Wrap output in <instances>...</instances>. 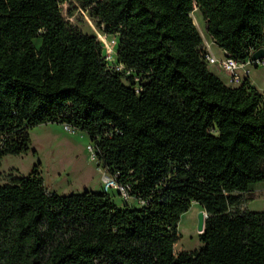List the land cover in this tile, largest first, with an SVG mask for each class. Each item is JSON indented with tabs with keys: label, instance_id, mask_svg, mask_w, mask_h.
Returning a JSON list of instances; mask_svg holds the SVG:
<instances>
[{
	"label": "trees",
	"instance_id": "1",
	"mask_svg": "<svg viewBox=\"0 0 264 264\" xmlns=\"http://www.w3.org/2000/svg\"><path fill=\"white\" fill-rule=\"evenodd\" d=\"M114 35L116 63L63 17L71 0H0V165L44 123L85 132L128 195L58 194L37 165L0 181V264H264V91L210 71L191 17L239 62L264 49V0H74ZM206 213L201 246L175 253L181 214Z\"/></svg>",
	"mask_w": 264,
	"mask_h": 264
},
{
	"label": "rangeland",
	"instance_id": "2",
	"mask_svg": "<svg viewBox=\"0 0 264 264\" xmlns=\"http://www.w3.org/2000/svg\"><path fill=\"white\" fill-rule=\"evenodd\" d=\"M61 12L66 21L83 33L103 35L95 25L94 19L88 16L74 0L61 5ZM191 17L201 35L210 43V49L216 58H221L223 50L213 41L206 32L205 21L197 8ZM111 37V36H110ZM109 37V38H110ZM116 50V47H115ZM264 60V58H263ZM215 68L216 65H209ZM250 81L260 90L264 89V64L250 68ZM31 145L27 153L19 155H6L0 165V181L9 180L12 175H26L37 165L43 177L44 186L50 192L68 194L83 190L99 191L103 189L104 179L115 177L108 173L98 160L92 161L88 146L91 145L85 132L75 130L69 132L60 123H44L29 130ZM114 202L118 205L141 204L132 198H123L115 189H110ZM244 208L261 211L264 210V183H257L250 187L243 196ZM204 211L202 207L192 202L189 209L181 214L177 230L178 241L174 244L175 253L191 251L201 246L197 231L198 214Z\"/></svg>",
	"mask_w": 264,
	"mask_h": 264
},
{
	"label": "built area",
	"instance_id": "3",
	"mask_svg": "<svg viewBox=\"0 0 264 264\" xmlns=\"http://www.w3.org/2000/svg\"><path fill=\"white\" fill-rule=\"evenodd\" d=\"M97 40L102 46L105 61L107 62L109 68H113L115 70H122L124 68L123 65L120 63L118 64L115 61V47L117 41L116 37L114 35H107L103 33V35L98 34ZM202 40V51L204 60L208 65H217L220 70L227 75V84L230 86L239 85L244 78L249 77L251 67H254L255 65L259 66L264 64V60L252 61L250 57L245 62H239L236 59L226 55H223L221 58H216L211 52L210 43L208 41H205L203 38ZM63 126L64 129L69 132L75 131V129L68 126L67 124H64ZM88 151L90 153V159L92 161L97 160L95 148L92 145L88 146ZM103 189L104 191L115 189L123 198H130L128 195V186L121 185L111 178L104 179ZM141 204H143V201H141Z\"/></svg>",
	"mask_w": 264,
	"mask_h": 264
},
{
	"label": "water",
	"instance_id": "4",
	"mask_svg": "<svg viewBox=\"0 0 264 264\" xmlns=\"http://www.w3.org/2000/svg\"><path fill=\"white\" fill-rule=\"evenodd\" d=\"M263 58H264V49L263 48L255 50L250 56V59L252 61H260V60H263ZM254 67H257V65H255ZM205 217H206L205 211H200L198 214V221H197V231L199 233H202L204 231Z\"/></svg>",
	"mask_w": 264,
	"mask_h": 264
},
{
	"label": "crops",
	"instance_id": "5",
	"mask_svg": "<svg viewBox=\"0 0 264 264\" xmlns=\"http://www.w3.org/2000/svg\"><path fill=\"white\" fill-rule=\"evenodd\" d=\"M224 55V52L222 54V56ZM208 68L210 69L211 72H213L215 75H217L225 84H227V75L220 70V68L216 65L215 68H211L208 65ZM249 80H250V73H249ZM250 83L252 84V82L250 81ZM228 85V84H227ZM253 85V84H252ZM254 86V85H253ZM255 87V86H254ZM258 91L263 92V90L258 89L257 87H255ZM264 183V182H263Z\"/></svg>",
	"mask_w": 264,
	"mask_h": 264
}]
</instances>
